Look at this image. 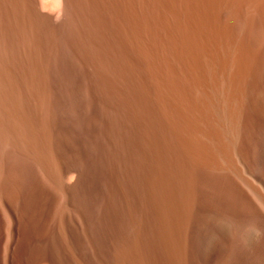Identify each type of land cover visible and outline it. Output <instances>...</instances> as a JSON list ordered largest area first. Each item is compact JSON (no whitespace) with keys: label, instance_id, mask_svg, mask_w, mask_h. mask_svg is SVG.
I'll return each instance as SVG.
<instances>
[{"label":"rangeland","instance_id":"rangeland-1","mask_svg":"<svg viewBox=\"0 0 264 264\" xmlns=\"http://www.w3.org/2000/svg\"><path fill=\"white\" fill-rule=\"evenodd\" d=\"M248 2L73 0L64 18L61 0H0V224L7 200L27 240L15 264H216V210L225 229L243 206L232 156L264 174V0Z\"/></svg>","mask_w":264,"mask_h":264},{"label":"bare ground","instance_id":"bare-ground-1","mask_svg":"<svg viewBox=\"0 0 264 264\" xmlns=\"http://www.w3.org/2000/svg\"><path fill=\"white\" fill-rule=\"evenodd\" d=\"M251 0H249L250 2ZM168 2V1H167ZM191 2V1H190ZM197 2V1H196ZM248 2V3H249ZM160 3V2H159ZM198 3V2H197ZM73 0H61L63 16L66 18L71 11ZM161 4V3H160ZM169 4V3H168ZM190 4V3H189ZM189 4H187L189 6ZM224 4V2H223ZM226 4V3H225ZM170 5V4H169ZM168 5V6H169ZM172 6V5H171ZM223 5H221L222 7ZM225 6V5H224ZM5 7V6H4ZM259 10V9H258ZM172 11V10H171ZM16 13V12H15ZM39 14V13H38ZM183 15V14H182ZM5 16V15H4ZM10 16V15H9ZM38 16V15H37ZM13 19V18H12ZM18 20V19H17ZM23 20V19H22ZM30 20V19H29ZM162 20V19H161ZM160 20V21H161ZM68 21V20H67ZM20 22V21H19ZM154 23V22H153ZM156 23V22H155ZM17 24V23H16ZM47 24V23H45ZM153 25V24H152ZM157 27V26H156ZM155 27V29H156ZM153 28V27H152ZM151 28V29H152ZM158 30V29H157ZM176 30V29H175ZM174 30V32H175ZM178 30V29H177ZM151 31V30H150ZM156 31V30H155ZM154 34V33H153ZM259 36V35H258ZM158 37V36H157ZM20 38V37H19ZM5 40V38H4ZM26 41V39H25ZM31 43V42H30ZM29 43V44H30ZM76 45V44H75ZM160 45V44H158ZM26 46V44H25ZM27 48V47H26ZM5 49V48H4ZM30 49V48H29ZM204 49V48H202ZM4 51V50H3ZM24 51V50H23ZM16 52V51H15ZM175 52V51H174ZM197 52V51H196ZM152 53V52H151ZM159 53V52H158ZM162 53V52H161ZM199 53V52H198ZM2 54V53H1ZM174 54V53H173ZM200 54V53H199ZM5 55V54H4ZM201 55V54H200ZM1 59V58H0ZM204 59V58H203ZM206 59V58H205ZM210 60V59H209ZM53 61V60H52ZM202 61V60H201ZM200 61V62H201ZM211 63V62H210ZM209 64V63H208ZM257 64V63H256ZM135 66V65H134ZM256 66V65H255ZM173 68V67H172ZM257 68V66H256ZM163 69V68H162ZM255 69V68H254ZM147 73V72H145ZM176 74V73H175ZM127 76V75H126ZM264 76V75H263ZM54 77V76H52ZM119 77V76H118ZM117 77V78H118ZM145 77V76H144ZM165 78V76H164ZM47 79V78H46ZM51 79V78H50ZM69 79V78H68ZM44 80V78H43ZM120 80V79H119ZM167 80V79H166ZM55 81V80H54ZM64 81V80H63ZM42 82V81H41ZM44 82V81H43ZM42 82V83H43ZM46 82V81H45ZM174 82V81H173ZM38 83V82H37ZM118 83V82H117ZM76 84V83H75ZM40 85V84H39ZM118 85V84H117ZM119 86V85H118ZM38 88V87H37ZM46 88V87H45ZM43 88V89H45ZM28 90V89H27ZM30 91V90H28ZM37 91V89H36ZM35 91V92H36ZM39 91V90H38ZM45 91V90H44ZM49 91V90H48ZM222 91V90H221ZM34 92V93H35ZM42 92V91H41ZM62 92V91H61ZM220 92V91H219ZM223 92V91H222ZM27 93V92H26ZM33 93V94H34ZM37 93V92H36ZM68 93V92H67ZM29 94V93H28ZM31 94V93H30ZM121 94V93H120ZM172 94V93H171ZM222 94V93H221ZM220 94V96H222ZM224 94V93H223ZM118 95V94H117ZM52 96V95H51ZM62 96V95H61ZM28 97V96H27ZM33 97V96H32ZM121 97V96H120ZM39 99V97H36ZM52 98V97H51ZM62 98V97H61ZM85 98V97H83ZM119 98V97H118ZM37 99V100H38ZM44 99V98H43ZM50 99V98H49ZM92 99V98H91ZM34 100V99H33ZM48 100V99H47ZM58 100V99H57ZM67 100V98H66ZM74 100V99H73ZM223 100V99H222ZM76 101V100H75ZM54 102V101H53ZM72 102V101H71ZM74 102V101H73ZM225 102V101H223ZM61 103V102H60ZM78 103V102H76ZM220 103V102H219ZM54 104V103H53ZM71 104V103H70ZM119 104V102H118ZM74 105V103H73ZM79 105V104H78ZM103 105V104H102ZM226 105V104H225ZM71 106V105H70ZM109 106V105H108ZM169 106V105H168ZM74 107V106H73ZM79 107V106H78ZM70 108V107H69ZM96 108V107H95ZM101 108V107H100ZM225 108V107H224ZM68 109V108H65ZM103 109V108H102ZM220 109V108H219ZM96 110V109H95ZM223 110V108H222ZM79 112V111H78ZM224 111H222L223 113ZM225 114L226 111L224 112ZM64 114V113H63ZM60 114V115H63ZM170 115V114H169ZM176 115V114H175ZM113 116V115H112ZM61 117V116H60ZM99 117V116H98ZM97 117V118H98ZM226 116H224L225 118ZM206 118V117H205ZM65 119V118H64ZM212 119V117L210 118ZM218 119V118H217ZM61 120V118H60ZM69 120V119H68ZM113 120V119H112ZM111 120V121H112ZM226 120V119H225ZM62 121V120H61ZM114 121V120H113ZM220 121V119H219ZM59 122V120H58ZM3 124V122H1ZM60 123V122H59ZM62 123V122H61ZM170 123V122H169ZM223 123V121L221 122ZM68 124V123H67ZM94 124V123H93ZM115 124V123H114ZM26 125V124H25ZM227 126V124H225ZM58 127V125H57ZM68 127V126H67ZM62 129V127H60ZM98 128V127H97ZM146 128V127H145ZM76 129V128H75ZM147 129V128H146ZM215 129V128H214ZM230 129V128H229ZM95 130V129H94ZM160 130V129H159ZM165 130V129H164ZM228 130V129H227ZM98 131V130H96ZM231 131V130H230ZM59 132V130H58ZM163 132V131H162ZM56 133V132H55ZM95 133V132H94ZM99 133V132H98ZM167 133V132H166ZM171 133V132H170ZM229 133V132H227ZM47 135V133H45ZM57 134V133H56ZM152 134V133H151ZM45 135V136H46ZM73 135V134H72ZM150 135V133H149ZM169 135V134H168ZM218 135V134H217ZM230 135V134H227ZM232 135V133H231ZM230 135V136H231ZM9 136V135H8ZM159 136V135H158ZM228 136V137H230ZM111 137V136H110ZM45 138V137H44ZM58 138V137H57ZM106 138V137H105ZM108 138V137H107ZM113 138V137H112ZM104 139V138H103ZM232 139V137H231ZM221 140V139H220ZM58 141V140H57ZM83 141V140H82ZM152 141V140H151ZM230 141V140H229ZM53 142V141H52ZM232 142V141H231ZM235 142V141H233ZM51 144V143H50ZM87 144V143H86ZM234 144V143H233ZM53 145V144H52ZM57 145V144H56ZM55 145V146H56ZM157 145V144H156ZM155 146V145H154ZM233 146V145H232ZM42 147V146H41ZM67 147V146H66ZM178 147V146H177ZM50 148V147H49ZM171 148V147H170ZM236 148V147H235ZM52 149V148H51ZM66 149V148H65ZM70 149V148H69ZM91 149V148H90ZM150 149V148H149ZM49 150V149H48ZM54 150V149H53ZM64 150V149H63ZM77 150V149H76ZM210 150V149H209ZM73 151V150H72ZM68 152V151H66ZM71 152V151H70ZM149 152V151H148ZM209 152V151H208ZM213 152V150H212ZM233 152V151H231ZM52 153V152H51ZM56 153V152H55ZM151 153V152H149ZM59 154V153H57ZM215 154V153H214ZM42 155V154H41ZM62 155V154H61ZM45 156V155H44ZM49 156V155H48ZM68 156V155H67ZM59 157V156H58ZM61 157V156H60ZM102 158V157H101ZM56 159V158H55ZM58 159V158H57ZM56 159V160H57ZM249 157L241 152L235 153L230 161L233 167L235 176L231 177V184L233 190L242 202V207H234L231 211L230 225L228 228L221 226L222 212L220 209L216 210V233L220 240L224 241L226 248L222 245L218 246L215 252L216 264H220L221 257L225 249L229 256L230 264H264V174L260 175L253 172L250 168ZM217 160V159H216ZM58 162V160H57ZM264 165V160L262 161ZM96 163V162H95ZM168 163V162H167ZM222 163V162H221ZM225 164V163H224ZM28 165V164H27ZM223 165V164H222ZM221 165V166H222ZM32 166V165H31ZM30 166V167H31ZM54 166L56 164L54 162ZM111 166V165H110ZM34 167V166H33ZM37 167V166H36ZM59 172L65 173L72 168V164L66 159H60L57 166ZM109 167V165H108ZM259 167V165H258ZM23 169V168H22ZM27 169V167H26ZM32 170V168H31ZM34 170V169H33ZM170 170V169H169ZM257 170V168H256ZM24 171V170H23ZM27 171V170H26ZM35 172V171H33ZM55 172V171H54ZM70 172V171H69ZM19 173V172H18ZM32 173V172H31ZM30 173V174H31ZM33 174V173H32ZM55 174V173H54ZM25 175V174H24ZM23 175V176H24ZM69 175V174H68ZM73 175V174H72ZM49 176V175H48ZM64 176V175H63ZM153 176V175H152ZM79 177V176H77ZM28 178V177H27ZM50 178V177H49ZM48 178V179H49ZM170 178V177H169ZM168 178V179H169ZM206 178V177H205ZM78 179V178H77ZM44 180V179H43ZM173 180V179H172ZM25 181V179H24ZM29 181V180H28ZM36 181V180H35ZM31 182V181H29ZM73 182V181H72ZM172 182V181H171ZM170 182V183H171ZM41 183V182H40ZM69 183V182H68ZM126 183V182H125ZM169 183V184H170ZM25 184V183H24ZM28 184V183H27ZM62 184V183H61ZM72 184V183H71ZM26 185V184H25ZM35 185V184H34ZM37 185V184H36ZM132 185V184H131ZM134 185V184H133ZM147 185V184H146ZM151 185V184H150ZM29 186V185H28ZM39 186V185H38ZM170 186V185H169ZM137 187V186H136ZM172 187V186H171ZM150 188V187H149ZM31 189V188H30ZM69 191L70 186H66ZM27 190V189H26ZM149 190V189H147ZM25 192V191H24ZM21 193V192H20ZM46 193V192H45ZM129 193V192H128ZM175 193V192H174ZM178 193V192H177ZM19 194V193H18ZM128 197V195H127ZM39 199V198H38ZM128 201V199H127ZM133 201V200H132ZM129 202V201H128ZM130 203V202H129ZM164 203V202H162ZM125 204V203H124ZM212 204V202L210 203ZM123 205V204H122ZM162 205V204H161ZM165 206V204H164ZM163 206V207H164ZM134 208V207H133ZM187 208V207H186ZM192 208V207H191ZM5 209L9 211L13 220V225L8 226L6 221H2L0 224V254L2 253V244L5 242V252L1 264H15L16 260L22 262L21 256L17 253L18 246L22 248L27 246V240L21 236L19 229V221L12 209V204L5 200ZM40 210V209H39ZM134 212V211H133ZM159 212V211H158ZM20 213V212H19ZM130 213V212H129ZM200 214V213H199ZM30 215V214H29ZM135 215V214H134ZM184 216V215H182ZM150 217V216H149ZM8 218V217H7ZM137 218V217H136ZM155 219V218H154ZM156 220V219H155ZM174 221V219H173ZM181 221V220H180ZM179 221V222H180ZM136 222V221H135ZM147 223V222H146ZM172 224V223H171ZM143 225V224H142ZM154 226V225H153ZM131 227V226H130ZM152 227V225H151ZM87 228V227H86ZM157 228V227H156ZM82 229V228H81ZM157 230V229H156ZM82 231V230H81ZM87 231V230H86ZM83 232V231H82ZM156 232V231H155ZM158 232V231H157ZM132 233V232H130ZM10 236H9V235ZM120 234V233H119ZM7 235L9 238H7ZM85 235V234H84ZM164 236V235H163ZM82 237V236H80ZM146 237V236H145ZM83 238V237H82ZM209 238V237H208ZM163 240V239H162ZM131 241V240H130ZM188 241V240H187ZM146 246V245H145ZM154 246V245H153ZM162 246V245H161ZM170 245L168 250L170 251ZM189 246V245H188ZM34 247V246H33ZM224 249V250H223ZM150 253V252H149ZM155 254V253H154ZM160 255V254H159ZM91 256V255H90ZM169 261H174L169 257ZM162 260V259H161ZM89 262V261H88ZM161 262V261H160ZM179 262V261H178ZM177 262V263H178ZM187 262V261H186Z\"/></svg>","mask_w":264,"mask_h":264}]
</instances>
